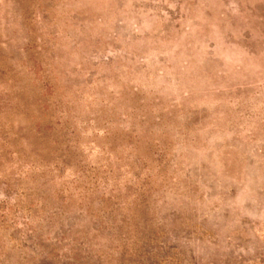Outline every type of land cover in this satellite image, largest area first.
Instances as JSON below:
<instances>
[{
    "label": "rangeland",
    "instance_id": "1",
    "mask_svg": "<svg viewBox=\"0 0 264 264\" xmlns=\"http://www.w3.org/2000/svg\"><path fill=\"white\" fill-rule=\"evenodd\" d=\"M0 215V264H264V0H0Z\"/></svg>",
    "mask_w": 264,
    "mask_h": 264
},
{
    "label": "trees",
    "instance_id": "2",
    "mask_svg": "<svg viewBox=\"0 0 264 264\" xmlns=\"http://www.w3.org/2000/svg\"><path fill=\"white\" fill-rule=\"evenodd\" d=\"M4 205H7V204H4ZM4 220H5V216L4 215H0V222H1V224H0V233L6 231V228H7V226L4 225L5 224Z\"/></svg>",
    "mask_w": 264,
    "mask_h": 264
}]
</instances>
